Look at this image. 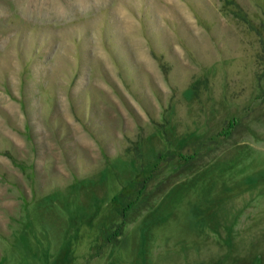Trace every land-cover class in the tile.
<instances>
[{"label":"rangeland","instance_id":"obj_1","mask_svg":"<svg viewBox=\"0 0 264 264\" xmlns=\"http://www.w3.org/2000/svg\"><path fill=\"white\" fill-rule=\"evenodd\" d=\"M0 264H264V0H0Z\"/></svg>","mask_w":264,"mask_h":264},{"label":"bare ground","instance_id":"obj_2","mask_svg":"<svg viewBox=\"0 0 264 264\" xmlns=\"http://www.w3.org/2000/svg\"><path fill=\"white\" fill-rule=\"evenodd\" d=\"M31 1H33V0H31ZM30 5V4H29ZM52 14V13H51Z\"/></svg>","mask_w":264,"mask_h":264}]
</instances>
